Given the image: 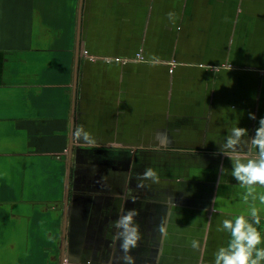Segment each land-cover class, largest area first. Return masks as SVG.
Instances as JSON below:
<instances>
[{"label":"crops","instance_id":"crops-1","mask_svg":"<svg viewBox=\"0 0 264 264\" xmlns=\"http://www.w3.org/2000/svg\"><path fill=\"white\" fill-rule=\"evenodd\" d=\"M261 116L264 0H0V264H213Z\"/></svg>","mask_w":264,"mask_h":264},{"label":"clouds","instance_id":"clouds-1","mask_svg":"<svg viewBox=\"0 0 264 264\" xmlns=\"http://www.w3.org/2000/svg\"><path fill=\"white\" fill-rule=\"evenodd\" d=\"M168 15L172 17L173 14L170 12ZM249 115L256 118L252 113ZM254 131L251 144L257 148L258 157L250 158L247 162L235 160L232 171V174L247 187L243 199L248 206L234 216L223 220V229L228 231L229 239L226 245H221L214 252L213 264H264V231L258 227L264 214V190L257 189V183L264 187V116L259 117L258 126ZM231 132L232 135L227 138L228 148L237 144L242 135H247L248 129L245 126H234ZM81 134L84 140L92 142L90 133L82 126L77 127L74 132L76 136ZM143 175L155 177L156 171L153 168H147ZM135 214V209L129 210L113 222L117 227L122 228L118 236L122 237L121 247L125 252L130 247H134L140 238L138 225L133 223ZM116 238L117 236H113V240ZM192 246L197 247L198 241L193 240ZM123 259L128 264H132L133 257L130 255H125Z\"/></svg>","mask_w":264,"mask_h":264},{"label":"built area","instance_id":"built-area-1","mask_svg":"<svg viewBox=\"0 0 264 264\" xmlns=\"http://www.w3.org/2000/svg\"><path fill=\"white\" fill-rule=\"evenodd\" d=\"M83 54H85V55H86V52H83ZM138 57H140V56H138Z\"/></svg>","mask_w":264,"mask_h":264}]
</instances>
